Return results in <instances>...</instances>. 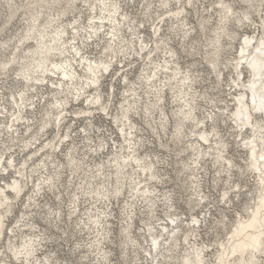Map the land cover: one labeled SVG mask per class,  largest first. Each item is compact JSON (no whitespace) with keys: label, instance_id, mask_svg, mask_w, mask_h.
<instances>
[{"label":"bare ground","instance_id":"1","mask_svg":"<svg viewBox=\"0 0 264 264\" xmlns=\"http://www.w3.org/2000/svg\"><path fill=\"white\" fill-rule=\"evenodd\" d=\"M4 1L10 10L5 23L14 17L18 9H22L26 24L13 36L12 45L8 43L12 40L11 37L7 41H0L1 49L6 50L10 47L8 56L3 55L0 58V240L6 238V248L12 254L11 258L0 248V264H61L57 260H51L48 253L41 255L40 251L45 246V238L39 232H34L38 226L33 220V212L36 211L35 208L41 207V198L45 200L48 193H54V190L58 189L57 183L65 172L77 178L75 185L78 189V197L76 193H72L70 198V206H73L68 212L69 217L81 211L78 201L80 195L82 198L88 196V200L90 196H94L96 201L107 202L109 196L116 197L122 193L124 179L129 180V196L130 192L132 193L128 202L132 198L136 200L137 196L142 204L145 203L151 207L148 210L151 214L158 200V195L154 194L158 192H156L157 188L149 184V181L159 180V177L154 173V163L148 159V155H140L137 152L143 145V140L136 134L138 127L135 126V121L130 115V113L138 114V104L141 101L146 111L145 116L151 117V120L153 112L158 108L160 117L156 119L161 131H164L167 121L164 99L166 92L170 93L172 96L170 100L174 104L171 113L176 117L172 132L174 143L182 141L185 137L184 121L195 122L196 126H192L188 138L196 136L198 140L188 139L186 142L188 147L196 152V154L193 152L194 159L190 161L195 164V168L199 165L200 157L211 158L208 153L212 152L210 149L216 150L212 154L215 162H218L222 155V160H226L229 167L234 166L233 159L224 154L227 145L218 136L212 112L208 111L210 114L205 115L208 122L210 119L207 117H211L210 130L203 127L196 130L198 126H204V120L197 118L194 114L196 96H199L193 89L195 81L186 69L184 72L181 70L176 51L168 45L166 35L160 33L168 19L170 24H166V30L174 32L177 26L185 28L180 40L188 39L194 32V27H188L186 6L195 5L198 0H173L174 8L159 12L155 18L158 22L153 20L152 23L153 34L159 38L153 40L152 44L140 30L129 25L128 13L121 10L123 0H80L87 6L86 17L83 19L79 15L72 20H65L63 16L73 10L76 0H23L25 3L22 0H20L21 3L16 0ZM158 1L159 6L164 8L170 3V0ZM62 2L65 5H60ZM149 4L150 2L145 7L147 8ZM213 5L218 6V9H215ZM208 12L210 13L199 25L201 29L205 28L204 23H208L212 15L216 13V26L214 30H211L213 35L204 42L207 48V50L204 48L206 50L204 56L212 72L216 74L218 86L222 78L219 70L216 71L221 64L220 56L223 53H230L233 49L232 40L237 36V31L230 29L231 21H234L238 27H242L248 21L252 23L248 22L250 28L260 26L257 32L251 31L240 38L236 47V56L225 57L226 64L232 63V72L236 76L233 79L230 78L226 84L229 95L232 94L230 90L236 88L232 96L235 106L232 114L228 113L234 124L232 126L236 128L230 129L238 130L234 140L240 138L238 144L247 150L245 169H250L255 174L256 195L248 213L237 216L236 222L232 224L224 241L218 242V249L214 250L215 253L212 256L213 261L208 259V256L205 258L204 254L205 250H210V246L190 242L192 245L186 254L180 257L178 264H262L264 161L260 160V155L264 154V136L261 135L260 129L264 127V115L252 112L251 108L253 96L255 95L256 106L259 107L260 96L264 92V72L260 69L261 62L264 60V50L257 51L260 48V40L264 38V0H214ZM81 13V10L78 11V14ZM253 13L259 16L258 24L252 21ZM245 16L248 17L247 20L243 19ZM223 38H227L229 42L223 43ZM245 38L248 40L247 45H245ZM135 44L139 47L138 51L135 49ZM93 47L99 48L98 51L96 50L97 55H92ZM73 49L81 55L76 56ZM158 49L163 51V55L156 59L154 53ZM241 49L244 56H241ZM0 54L2 55L3 52ZM134 55L139 56L143 63L139 66L141 69L138 75L131 80L126 71L131 70L135 65ZM240 60L244 63H237ZM101 65H107L108 70L104 71ZM244 73H246L245 76ZM106 77L108 83L104 88ZM11 79L12 88L15 89L8 88V94L5 97L2 88H5ZM116 81L122 86L118 93L115 89ZM236 81H239V85L235 83ZM249 84L253 86L248 87ZM117 94L120 95L117 100L119 111L116 110L115 115H112L110 108ZM97 97L100 100L99 104L90 103ZM73 103H80L81 106L75 108ZM226 110L228 108L224 106L222 114ZM237 113L240 115L237 116ZM95 114L109 116L115 123L122 142L126 144L122 145L113 141L111 149L114 145V150L95 162V172H93L88 168L90 167L88 153L98 154L105 149L106 145L104 137H101L102 141L98 144H90L92 139L88 131L89 128L94 127L92 118ZM245 115H250L252 119L245 120ZM79 118L89 120L77 129L73 126L76 124L73 120ZM247 130H250L249 134L246 133ZM201 136L205 139L201 140ZM245 141H249L250 144L245 146ZM201 142L206 145L205 148H202ZM252 147L256 149L255 154L252 152ZM83 148L86 151L81 152ZM59 155L66 159L65 162ZM106 166L109 167L108 170L105 169ZM224 171L226 175L230 174ZM4 175H8L10 179ZM68 178H66V184L72 183ZM96 178L98 181L93 184ZM162 195L159 200L168 201V196ZM224 196L223 193L222 199ZM199 197L205 198L204 195ZM47 204L48 202H45L42 206ZM108 206L110 204L105 208L94 206V210L90 212L91 206L88 210H84L86 214L88 212L90 214L84 216L85 219L78 220V224H82L85 229L88 228V232L92 226L96 228L93 236L99 239L93 238L84 246V248L88 247L87 251L97 256L92 259V264L99 262L110 264L108 255L110 252L103 246L108 239L106 226L110 225L109 218H112V211L108 209ZM132 206L134 204L127 206L128 210H132ZM15 207L19 210V215L16 216L13 215ZM48 212L51 216L53 210ZM60 212L56 210L54 213L58 216ZM132 214H134L133 210L126 214L127 217L129 216V221ZM168 219V223L172 225L161 223L158 225L159 229L144 222L150 239V245L144 249V252L151 259L152 264H167L170 260L179 259L172 252L178 248L181 225L177 216L168 215ZM193 219L200 223L199 218ZM199 223L194 226H198ZM29 230L31 232L26 233ZM183 238L187 241V235ZM144 240L146 241L145 238ZM129 243L131 246L141 248L137 238L131 234L130 224ZM87 257V254H82L79 260Z\"/></svg>","mask_w":264,"mask_h":264},{"label":"rangeland","instance_id":"2","mask_svg":"<svg viewBox=\"0 0 264 264\" xmlns=\"http://www.w3.org/2000/svg\"><path fill=\"white\" fill-rule=\"evenodd\" d=\"M16 2L21 3L20 0H16ZM22 2L24 1L22 0ZM149 2L150 4L146 8L145 6ZM213 2L214 0H198L195 5L186 6V21L189 23L188 27H194V32L191 33L188 39H185L184 41L180 40L182 31L185 28H178L177 26L174 29V32L172 30H166V24H170V20L168 19L162 26L163 31L160 33L166 35L168 45L176 51V58L179 62L181 70L184 72L186 69L195 81L193 89L199 94V96H196L198 100L196 99L194 114L197 118H202L204 120V126H198L196 130L202 127L206 130H210L212 126L211 119L210 122H208L205 115L212 112V116L214 115L216 121L218 136L225 141L227 145L226 152L224 150V154L233 159L232 163L234 166L229 167L226 160L222 159L215 162L212 154H214L216 150L210 149L212 152L208 153L211 158L208 156H204L203 158L200 157L199 165L195 168V164L190 161H193V157L196 152L192 151L186 144L188 139L198 140L196 136H194V138H188V134H190L192 126H196L195 122L185 120V127L183 130L185 137L182 138V141L174 143L172 140V132L174 131V120L176 117L171 113V109L174 104H172V100H170V98H172L170 93L167 91L164 99V111L167 113V121L164 126V131H161L158 119H156L160 117V114H158V108H156L153 112L151 120V117L145 116L146 111L144 110L141 101L138 104V114L134 115L130 113V115L135 121V126L138 127L136 134L143 140V145L139 147L137 152L140 155H148V159L154 163L153 171L159 177V180L152 179L149 181V184L157 188L156 192H158V194H154L158 195V200L156 205L153 207V213L151 212L150 214L148 212L151 207L145 203L142 204L140 198L136 195L134 196H136L138 204H136V200H134V198L128 202L132 193L130 192L129 196V180L124 179L122 193L116 197L109 196V200L107 202L104 200L96 201L94 196H90V198L94 200V202H92L90 198L88 200V196H84V198H82V195H80L78 201L79 209L82 214H80V212H76L74 215L69 217L68 212L73 206H70V198H72V193H76V197H78V189L75 185L77 178L74 175H70L68 172H65L61 176L60 181L57 183L58 189H55L54 193H48L45 200L41 198V207L35 208L36 211L33 212V220L38 226L34 232H39L41 236L45 238V246L40 251L41 255L43 253H48L51 260H57L61 264H92V259L96 255L95 253L87 251L88 247L84 248V246H86L90 240L96 238V236H93L96 232V228L92 226L90 232H88V228L85 229L82 224H78V220H81V218L85 219L84 216H88V214L94 210V206L105 208L108 204H110L108 209H111L112 211V218H109L111 222L110 225L106 226L109 231L106 232L108 239L103 245L104 249L110 252V254H108L110 264H152L151 259L148 258V255L144 252V249L148 248L150 245V239L148 238V233L146 232L145 227L147 225H145L144 222L150 223L152 226L159 229V224H169L168 215L178 217V222L181 225V231L178 234V248L172 252L178 256L179 259L170 260L167 264L180 263V257L186 254L188 248H190L192 244H204L206 246H210V250H205L204 254L205 258L208 256V259L213 261L212 256L215 253L214 250L218 249V242L224 241L232 224L236 222L237 216H243L248 213V209L253 204L255 199L254 197L256 195V184L254 182L255 174L252 170L247 168L245 169L247 150L246 148H241L240 144H238V142H240V138H238V140H234L238 130L230 129L236 128V126H232L234 125L232 123V118L228 116L229 112L232 114V110L235 106L232 96L235 94L236 88H234V90H230L232 94L229 95L227 94L228 90H226V84H228L230 78L233 79L236 76H234V72H232V63H230V65L226 64L227 61L225 60V57L232 58L236 56V47L238 46L240 38H242L244 34H249L251 31L256 30L257 32V30L260 29V26H252V28H250V24L252 23L248 21L250 24L246 22L242 27H238L234 21H231L230 29L237 31V36L232 40L233 49L230 53H223L220 56L219 61L221 64H219L216 71L219 70L222 78H220V86H218L216 83V74L212 72L204 56V52L207 50L206 46H204V42H206V39H209L213 35L211 30H214V26H216V13L212 15L208 23H204L205 28L201 29L199 25L200 22L207 17L208 13L211 12V9L210 12H208V8H210V5ZM95 3L97 2L95 1ZM173 4V0H170L169 5L164 8L159 6L158 0H123L121 2V10L128 13L130 19L129 25L135 26L138 30H140L145 38L152 44L153 40H157L159 38L153 34V20H156L155 18L157 14L163 9L174 8L175 5ZM60 5L65 4L62 2ZM73 5V10L65 14L63 19L72 20L74 17L79 15H81L84 19L87 14V11H85L87 6L82 4L80 0H76ZM213 7L218 9V6L213 5ZM80 10L82 13L78 14V11ZM9 12L10 10L8 9V6H6V2L4 0H0V41H7L11 37L12 40H9L8 43L12 45L13 36L25 26L26 22L23 19L25 16L23 10L18 9L14 13V17L9 22L5 23L8 19ZM251 18L252 21H254V24H258L259 16L257 17L256 14L253 13ZM156 22H158V20H156ZM191 37H193V40H191ZM222 42L228 43L229 40L227 38H223ZM138 46L135 44V49L137 51L139 48ZM190 46L192 47L190 48ZM204 48H206V50ZM9 50L10 47L6 50L0 48V52H3L2 55L0 54V58H2L3 55L8 56ZM96 50L98 51L99 48H92V55H97ZM162 52L163 51L161 49H158V51L154 53V55H156V59L162 57ZM134 61L135 65L132 66V69L126 71L131 80L135 79L136 75H138L141 69L139 66L143 63L142 59L136 55H134ZM224 64H226V67H224ZM245 75L246 73H244V76ZM106 79L108 78H105L104 88H106V84L108 83V80L106 81ZM11 83L12 79L6 84L5 88H2L5 97L8 94V88H12ZM121 87L122 86L116 81L115 89L117 90V93L121 90ZM12 89L14 90L15 88ZM200 94H202V96H200ZM204 94H206V96H204ZM119 98L120 95L117 94V97L113 101L110 108V112L113 113L112 115H115L114 113L118 110L119 105L117 100H119ZM7 99H9L10 102V98L8 97ZM7 106L9 107L8 103ZM80 106V103H73V107L75 108ZM224 106H226L228 110L222 114ZM218 110H220V112H218ZM87 120L89 119H74L73 122L75 121L76 124L73 126L80 129L78 127L83 125ZM92 121L94 127L89 128L88 131L92 139L90 140V144H98L102 141L101 137H104V143H106L105 149L99 151L98 154H93L88 151L90 161V167L88 168H90L89 170L95 172V162L100 161V159L104 158L108 152L114 150V145H112L111 149L113 141H117V143H121L122 145H125L126 143L122 142V137L119 134L115 123H113V120L109 116L104 114H95ZM152 130H154V132H152ZM246 133L249 134L250 130H247ZM205 147L206 145H203L202 148ZM83 149L84 150L81 152L86 151L87 147L86 149ZM59 157L61 158L62 156L59 155ZM61 159L64 162L66 160L63 158ZM239 168H241V170ZM105 169L108 170L109 167L107 168L106 166ZM224 170H226V172H230V174L226 175L227 173H224ZM68 176H70V178H68ZM81 176L82 174L80 177ZM4 177L10 179L8 175H4ZM66 178L71 180L72 183L66 184ZM96 181H98V178H96V180L94 179L93 184H95ZM236 185L238 187H236ZM108 188L110 187L108 186ZM226 191L228 193L227 201L222 199V194H225ZM162 194L168 196V201L159 200L160 196H163ZM202 195L205 196L204 199H200L199 196ZM45 202H48V204L43 207L42 204ZM130 204H134V206H132V210L134 212L132 216L134 217L132 218L131 216V220L129 221V216L127 217L126 214L132 211L127 208ZM148 206L149 208H147ZM88 208H90V212L86 214L84 210H88ZM48 210H53L51 216ZM56 210L61 211L58 216L54 213ZM126 210H128V212H126ZM14 214L15 216L19 215L17 207L14 208L13 215ZM54 216H56V218H54ZM195 217L200 219L198 226H194L191 222ZM129 224L131 234L137 238L141 248L138 246H131L129 243ZM190 224H192V226H190ZM169 225L171 226L172 224ZM124 228H127V230H124ZM30 232V230L26 231V233ZM100 232H102V230H100ZM184 235H187V241H184ZM190 236H194V238H190ZM164 237H167V235H164ZM97 239L99 238H96V240ZM46 240H48V242H46ZM190 242H192V244H190ZM6 243V238L1 239L0 248H2V250H4L7 255L9 254L12 258L11 252L6 248ZM78 246H80V248H78ZM82 254H87L88 257L84 260H79V257ZM261 259L262 264H264V256H262ZM98 264H101V262Z\"/></svg>","mask_w":264,"mask_h":264},{"label":"snow or ice","instance_id":"3","mask_svg":"<svg viewBox=\"0 0 264 264\" xmlns=\"http://www.w3.org/2000/svg\"><path fill=\"white\" fill-rule=\"evenodd\" d=\"M243 19L244 20H247L248 17L245 16ZM247 43H248V40H247V38H245V45H247ZM261 50H264V38H262L260 40V48L257 49V51H261ZM73 52L75 53L76 56H80L81 55V53L76 52L75 49H73ZM241 56H244L243 49H241ZM237 63H244V61L243 60H240V61H237ZM101 67L103 68L104 71H107L108 70L107 65H101ZM260 69H261L262 72H264V60H262V62H261ZM90 71H91V68H90ZM238 74L239 73H237V75ZM65 78L67 79V77H65ZM253 79H255V77ZM235 83L237 85H239V81H236ZM252 86L253 85H251V84L248 85V87H252ZM90 103L99 104L100 103L99 97H97L95 100L90 101ZM252 103H253V106L251 108V111L252 112H259L262 115H264V92L261 93L259 107L256 106V97H255V95L252 98ZM241 111L243 112L244 110L242 109ZM239 115L240 114L237 113V116H239ZM207 119H211V117H207ZM244 119L250 121L252 119V117L250 115H245ZM260 132H261V135L264 136V127H261ZM204 139H205V137L201 136V140H204ZM253 139H255V136H253ZM249 144H250L249 141H245V146H248ZM221 152H222V150H221ZM252 152L255 154V152H256L255 147H252ZM222 158H223V156L221 155V159ZM260 160L261 161H264V154L260 155ZM9 163H11V161H9ZM224 199H225V201H227V199H228L227 192L225 193ZM192 223L193 224H197L199 222L196 219H193Z\"/></svg>","mask_w":264,"mask_h":264}]
</instances>
